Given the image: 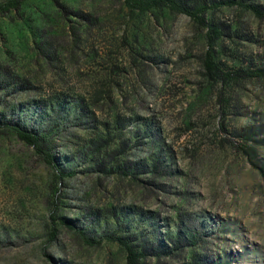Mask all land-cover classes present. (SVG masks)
Returning <instances> with one entry per match:
<instances>
[{
    "label": "rangeland",
    "instance_id": "rangeland-1",
    "mask_svg": "<svg viewBox=\"0 0 264 264\" xmlns=\"http://www.w3.org/2000/svg\"><path fill=\"white\" fill-rule=\"evenodd\" d=\"M172 1L192 14L119 0L0 14V123L52 159L0 128V264H125L77 231L122 239L139 264H264V78L212 83L200 63L216 30L222 69L264 70V16Z\"/></svg>",
    "mask_w": 264,
    "mask_h": 264
},
{
    "label": "trees",
    "instance_id": "trees-1",
    "mask_svg": "<svg viewBox=\"0 0 264 264\" xmlns=\"http://www.w3.org/2000/svg\"><path fill=\"white\" fill-rule=\"evenodd\" d=\"M26 0H0V14H6L11 11H16L21 3ZM55 1V0H54ZM122 5L129 11L136 12H146L153 8L161 7L169 10L170 12L187 15L190 16L192 13L188 12L186 8L181 7L175 4L172 0H119ZM218 6H239L249 10L255 17L262 18L264 16V11L255 5H240L237 2L232 0L218 3ZM199 12H204V9L201 8ZM198 22L202 25V20L197 19ZM219 37V33L216 30H209L206 36L207 40V51L204 53L201 59V70L203 76L212 83H220V84H228V83H236L242 79H260L264 78V70L253 72L249 74H244V72L240 70H229L222 69L216 62L213 61L211 55V47L210 43L213 39ZM0 128L10 129L18 141L22 142L27 147L31 148L41 160L51 166L52 159L48 156V154L44 153L40 147V139L37 134H34L30 131H27L23 128L15 124L10 123H0ZM249 161H251L250 156L245 154ZM253 165V164H252ZM254 168L257 169L255 165ZM68 230L75 231V228L71 226H67ZM77 235L87 244V245H98L101 241L105 240L107 242L114 243L118 245L125 253V264H139L145 260V255L143 252L135 251L130 245L124 242L122 239L115 237L110 234H104L98 237L96 240H92L89 237L81 232L77 231ZM154 252H161L159 247L153 248Z\"/></svg>",
    "mask_w": 264,
    "mask_h": 264
}]
</instances>
